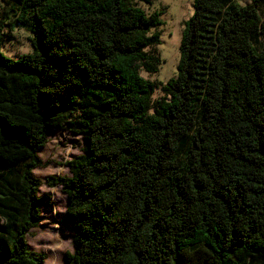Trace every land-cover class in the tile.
I'll list each match as a JSON object with an SVG mask.
<instances>
[{
	"label": "trees",
	"instance_id": "1",
	"mask_svg": "<svg viewBox=\"0 0 264 264\" xmlns=\"http://www.w3.org/2000/svg\"><path fill=\"white\" fill-rule=\"evenodd\" d=\"M4 1L34 36L16 60L0 37V264L47 260L27 236L54 130L83 136L46 180L67 196L65 264H264V0H193L156 102L154 0Z\"/></svg>",
	"mask_w": 264,
	"mask_h": 264
},
{
	"label": "rangeland",
	"instance_id": "2",
	"mask_svg": "<svg viewBox=\"0 0 264 264\" xmlns=\"http://www.w3.org/2000/svg\"><path fill=\"white\" fill-rule=\"evenodd\" d=\"M249 5L253 0H239ZM148 12H162L163 26L156 29L161 34V44L149 49V52L161 60L157 73L142 72L145 79L154 85L152 99L158 101L164 96L163 86L177 73L179 49L186 20L192 15L193 0H154L151 4H141ZM9 3L0 0V37H3L2 52L16 60L20 56L32 53L31 38L34 33L29 27H20L8 18ZM260 13L264 19V2L260 4ZM83 154V136L69 130H54L50 133L48 144L39 150L44 166L37 168L34 175L44 183L40 196H45L44 222L27 236L30 248L47 256L45 264H65L67 253L74 250L73 230L67 216V196L61 187L50 188L46 180L50 176L70 175L66 162ZM51 197V199H49Z\"/></svg>",
	"mask_w": 264,
	"mask_h": 264
}]
</instances>
